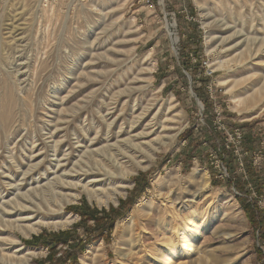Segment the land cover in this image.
<instances>
[{"label": "rangeland", "instance_id": "rangeland-1", "mask_svg": "<svg viewBox=\"0 0 264 264\" xmlns=\"http://www.w3.org/2000/svg\"><path fill=\"white\" fill-rule=\"evenodd\" d=\"M250 1L222 0L216 6L215 0H50L53 5L46 12L37 0H0V75L11 71L17 92L21 89L32 97L29 108L23 106L17 114L16 130L0 128V204L13 197L6 196L3 182L7 180L2 174L8 169L2 166L11 162L10 152L23 164L22 152L34 145L47 152L43 134L54 124L49 121L61 116L64 98L77 78L80 85L97 88L105 83L149 87L162 103L172 101L175 106L170 113L165 111L171 130L161 135L163 141L150 164L131 171L127 190L117 195V203L111 200L105 206L95 197L89 199L81 187L67 189L72 194L81 192L77 202L65 203L59 213L41 210L35 219L78 216L67 229L43 227L32 239L10 228H1L0 233L6 236L13 231L21 236L23 246L40 250L33 264L48 260L50 250L25 241L61 232L73 233L86 244L77 253L76 264L82 258L91 263L90 247L98 243L108 264H152L151 260L156 264H264L259 254L264 255V234L242 204V200L245 205L257 202L264 211V188L259 195L245 166L248 158L258 172H264V0ZM19 24L26 30L18 36L23 37L18 42L23 46L17 49L12 40L16 29L11 34L10 29ZM90 89H83L78 99L89 95ZM102 94H97V101ZM187 131L192 143L183 138ZM237 132L242 134L240 141ZM195 170L208 174V188L196 192L202 178ZM156 178L161 179L158 188L153 185ZM144 183L146 188L130 208L121 209V203L131 200ZM174 199L177 203L171 205L169 200ZM84 205L103 214L114 209L124 215L115 219L111 231L96 238V222L69 210ZM121 221L123 233L116 240ZM130 249L132 255L126 256ZM65 250L68 246H60L57 255Z\"/></svg>", "mask_w": 264, "mask_h": 264}, {"label": "bare ground", "instance_id": "bare-ground-1", "mask_svg": "<svg viewBox=\"0 0 264 264\" xmlns=\"http://www.w3.org/2000/svg\"><path fill=\"white\" fill-rule=\"evenodd\" d=\"M37 1L42 11L47 12L46 9H50L53 5L50 0ZM259 1L261 2V0ZM221 2L222 0H215L216 6ZM239 14L242 15V12ZM10 30V34L13 30H15V33L18 32V34L14 33L12 38L13 41H16V45L22 40L23 37L18 38V36L25 32L26 26L12 25ZM21 45L18 43L15 48L18 49L23 46ZM95 46H92V50H95ZM1 54L2 51H0V57ZM243 58L241 59L243 60ZM224 63V61H219L218 65L221 67L224 66ZM22 65L24 63L18 66ZM151 70L153 69L151 68ZM0 76L2 77L1 88L3 89L0 95V128L8 132L13 128L17 129L16 124L19 121L17 114L23 106L28 107L31 104L32 97L29 92L26 95L23 94L21 89H19V93L22 97H18L19 93L14 86L12 72L8 69L5 74ZM76 80L75 87H71L64 98L61 116L49 121V124H54L43 134V137L48 141L47 152L35 148L34 145L25 154L22 152L21 157L25 160L23 164L15 160V152L11 151L9 166H2V168H8L2 172L7 180L3 182L8 190L6 196L10 193L13 197L7 200H3L5 197L2 199L3 201L0 204V229L5 228L7 230L6 228H10L18 231L26 239H31L33 235L37 236L43 227L67 229L78 216L68 214L65 217H40L35 221L41 210L59 213L64 210L63 205L65 203L77 202L81 192L72 194L69 190V193L66 192L67 189L79 190L81 187L82 193L86 194L89 199L95 197L100 201V204L104 203L105 206H108L111 200L117 203V195L119 193L121 195L123 191L127 190L128 185H126V182L129 180L131 171L138 167L145 168L150 164L149 161L159 150L158 145L160 144L159 141L162 140L161 135L168 129L171 130L169 116L165 114V111L167 110L170 113L175 106L173 107L172 101L162 103L161 99L152 94L149 87L133 88L129 87V84L116 86L112 83H105L97 88L94 87L95 84L93 86L80 85L81 82L78 78ZM90 87L89 95L86 94L78 99L83 89H89ZM136 91H139L138 94ZM98 93L103 94L102 98L97 101ZM240 100L237 99L236 103ZM64 131L65 133L60 135ZM154 135L156 137H153ZM195 171L202 178L196 192L208 188V174ZM160 184L161 179L156 178L153 181L156 188ZM26 187L28 188L26 189ZM176 200L169 201L171 205H175ZM185 204L180 205L181 208ZM27 212L32 213L27 216L16 217L15 220L7 219L13 214L25 215ZM123 223L124 221H121L117 227L116 240L123 233L121 228ZM135 229H137V235H139V229ZM20 237L14 234L13 231L6 236L5 233H0V264H33V258L39 254L40 250L23 246ZM137 239L139 241V238ZM138 241L136 240V242ZM100 246L101 243H98L90 247V252L94 254L91 263L86 258H82L80 264H108L104 258L105 255L101 253ZM131 249L126 256L132 255L133 250ZM196 249L198 250V248ZM156 250L159 258L163 249L159 246ZM116 254L118 257V252ZM151 262L152 264L157 263L155 260H151Z\"/></svg>", "mask_w": 264, "mask_h": 264}, {"label": "trees", "instance_id": "trees-1", "mask_svg": "<svg viewBox=\"0 0 264 264\" xmlns=\"http://www.w3.org/2000/svg\"><path fill=\"white\" fill-rule=\"evenodd\" d=\"M190 132H185L183 138L190 139L192 143V138L189 135ZM246 143V140H244ZM248 141V139H247ZM247 148L252 150V146L247 145ZM245 166L249 176V181L253 183L259 195H262L263 188H264V172H258L257 169L253 166L252 161L245 159ZM263 176V177H262ZM241 184V183H240ZM239 184V185H240ZM139 187V185H137ZM147 183L143 184L141 187L140 192L133 195L131 200L124 201L121 203L120 208H125L126 211L130 208V205L134 202V198H138L141 193L146 188ZM137 187V189H138ZM128 204V205H127ZM242 204L246 213L248 214L249 219L251 220L252 224L257 227L262 234H264V211H262L257 202L248 203L245 205L244 201L242 200ZM127 206V207H126ZM70 211L81 215L83 219L86 221H94L96 222L95 232L98 233L96 238H99L102 233L105 231H111L113 229V224L115 219L122 217L124 214H119V210L116 212L114 209L111 210L109 213L98 212L97 210H90L87 205L83 207H71L69 208ZM103 215L104 217H99L98 215ZM261 234V237H263ZM264 238V237H263ZM87 242H91L88 240ZM25 243L29 246L33 247H44L50 250V254L48 256V260L39 262V264H76L77 263V253L84 251L86 244L82 243L77 235H73L70 232H61L57 234H49L46 236H38L34 237L33 240L25 241ZM68 246V250L62 252L60 256L57 255V249L60 247ZM260 257L264 258V255L261 251H259Z\"/></svg>", "mask_w": 264, "mask_h": 264}, {"label": "built area", "instance_id": "built-area-1", "mask_svg": "<svg viewBox=\"0 0 264 264\" xmlns=\"http://www.w3.org/2000/svg\"><path fill=\"white\" fill-rule=\"evenodd\" d=\"M0 85H1V76H0ZM235 138L240 141L242 139V134L240 132H237V135L235 136Z\"/></svg>", "mask_w": 264, "mask_h": 264}, {"label": "water", "instance_id": "water-1", "mask_svg": "<svg viewBox=\"0 0 264 264\" xmlns=\"http://www.w3.org/2000/svg\"><path fill=\"white\" fill-rule=\"evenodd\" d=\"M32 239V238H31Z\"/></svg>", "mask_w": 264, "mask_h": 264}]
</instances>
